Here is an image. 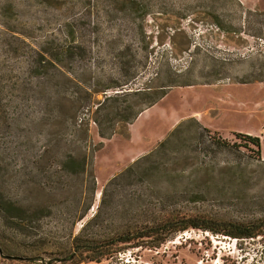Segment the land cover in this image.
<instances>
[{
    "label": "rangeland",
    "instance_id": "374dc122",
    "mask_svg": "<svg viewBox=\"0 0 264 264\" xmlns=\"http://www.w3.org/2000/svg\"><path fill=\"white\" fill-rule=\"evenodd\" d=\"M249 7L264 0H0V201L31 216L0 209V244L20 255L0 252V264H264V234L189 228L155 246L156 235L137 231L168 216L264 218V37L250 34ZM67 43L77 52L65 71L54 55ZM134 73L125 87L185 85L109 137L91 119L60 141L62 103L82 84L104 90L101 100ZM192 118L243 146L197 153L178 143L172 173L108 186ZM244 134L261 138L262 160ZM68 152L88 154L84 174L63 170ZM188 155L200 158L186 164Z\"/></svg>",
    "mask_w": 264,
    "mask_h": 264
},
{
    "label": "trees",
    "instance_id": "16d2710c",
    "mask_svg": "<svg viewBox=\"0 0 264 264\" xmlns=\"http://www.w3.org/2000/svg\"><path fill=\"white\" fill-rule=\"evenodd\" d=\"M244 22L250 28V34L256 37H264V10L258 8H245ZM217 23L225 28L223 21L218 17ZM76 45L67 43L62 50L55 52V59L61 68L65 70L70 61L76 55ZM136 77L135 73L129 77L115 81L107 86L104 97L101 100H93L94 96L100 90L95 86L82 84V94L71 101V104L62 103L60 113L62 120L61 139L67 143L68 140L75 139L77 133L86 132V126L92 119L98 126L99 132L103 137H109L118 131L121 126L132 123L145 109L157 103L164 97L172 86L185 85V83L170 80L168 84L150 85L149 82L139 87H125ZM152 83V81H151ZM188 84V83H187ZM111 91V92H110ZM237 135H241L238 133ZM246 139L257 147L258 160H262L261 156V138L252 134H244ZM77 139V137H76ZM180 143L185 149L190 148L200 153L199 145L204 144L208 147L222 148H239L243 144L239 142H230L222 138L217 132H214L202 126L198 120L192 118L179 123L170 134L159 143V145L147 154L136 159L130 166L113 177L108 186L117 184H126L133 181H144L150 183L155 177L161 173H172L173 157L170 156L171 148ZM185 163L196 164L198 155H188L185 157ZM90 165L88 154L68 152L67 156L61 163L63 170L72 175H81L87 171ZM0 209L9 212L12 217L18 219H26L28 217L27 210L17 207L14 203L2 199L0 201ZM189 228L203 229L213 233H221L223 235L234 238H253L264 234V218L251 222H230L219 221L211 218H202L199 216L179 217L168 216L157 221L151 226H142L137 228L138 237L156 235L158 242L155 246L161 245L169 237L179 231H185ZM130 231L124 234L123 241H131ZM85 251L94 252L90 245H84ZM0 252L4 253L7 258L20 257L19 254L11 250H5L0 244ZM100 255H103L101 252ZM90 260H95L97 256H89ZM99 261V260H97Z\"/></svg>",
    "mask_w": 264,
    "mask_h": 264
}]
</instances>
